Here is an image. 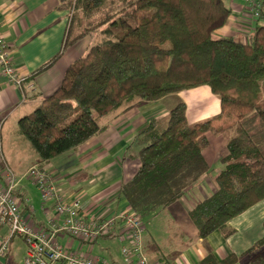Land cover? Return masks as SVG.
Instances as JSON below:
<instances>
[{
  "label": "trees",
  "instance_id": "obj_1",
  "mask_svg": "<svg viewBox=\"0 0 264 264\" xmlns=\"http://www.w3.org/2000/svg\"><path fill=\"white\" fill-rule=\"evenodd\" d=\"M111 2L76 0L64 46L86 34L70 39L76 24L83 25L81 14L108 6L109 16L96 29L102 39L19 120L21 133L48 163L98 135L104 129L100 119L122 107L207 86L218 96L220 112L191 123L187 103L179 100L166 116L150 119L136 136L140 166L120 194L144 223L179 202L210 172L205 154L210 133L234 131L220 158L224 167L214 177L217 187L189 212L200 238L217 231L229 237L232 219L264 200V0L256 17L263 22L246 41L215 36L231 17L225 0H119L118 8ZM263 247L264 236L247 254ZM236 261L234 254L219 260L211 253L201 264Z\"/></svg>",
  "mask_w": 264,
  "mask_h": 264
},
{
  "label": "crops",
  "instance_id": "obj_2",
  "mask_svg": "<svg viewBox=\"0 0 264 264\" xmlns=\"http://www.w3.org/2000/svg\"><path fill=\"white\" fill-rule=\"evenodd\" d=\"M225 2L232 13L228 24L218 33L242 36L246 41L248 34L263 21H257L251 14L246 0ZM71 5L72 0H0V32L9 42L12 62L23 79L18 86L0 72V173L5 166L16 173L19 179L17 194L22 212L27 222L38 230L52 229L51 223L56 217V210L53 200L44 201L40 188L28 177L32 167L38 166L50 174L64 200L79 198L88 218L109 219L128 212L130 207L121 196L120 187L123 182L132 178L140 166L138 152L141 145L136 141V136L150 119L164 117L169 111L166 105L169 97L155 102L136 101L102 117L100 123L104 129L85 144L48 163L42 161L32 144L21 133L18 123L60 86L67 67L88 50L78 45L64 48ZM95 11L88 16H93ZM200 89L204 90V97L210 95L208 92L212 94L207 86L192 90L199 93ZM185 93L186 91L181 92L177 96L188 105ZM200 98L195 94L197 104L200 103ZM189 110L188 105V117ZM219 112L220 100L219 106L213 108L205 102L196 109L199 116L197 118H200L197 120L210 119ZM225 147L218 151L212 150L210 162L206 156L210 166L220 163ZM31 187L36 191L33 192ZM197 191L200 193L201 190L197 188ZM198 200L197 193L190 191L170 207H177L190 219L189 212ZM263 210L264 200L232 219L230 225L233 233L229 237L217 231L202 239L197 230V242L186 247L175 259L159 256L149 260L152 264H201L212 253L219 260L234 254L237 256L234 264H255L260 259L252 261L254 257L248 255L247 251L264 236L263 231L260 237V212L263 213V225ZM61 223L62 220L59 219L57 224ZM123 225V221L117 220L109 232L111 235L104 234L92 244L85 243L81 251L77 250V240L73 241L67 233H59L57 240L66 249L72 248L78 254H91L105 264H135L136 260L126 262L122 253V247L127 243L120 238ZM112 238L119 239L123 260L115 259L113 251L104 245L105 241ZM4 243L6 249L4 253H0V264H24L27 242L19 235H12L8 226L0 225V248ZM96 248L106 251L109 257L97 253L95 255ZM255 254L260 256V251Z\"/></svg>",
  "mask_w": 264,
  "mask_h": 264
},
{
  "label": "built area",
  "instance_id": "obj_3",
  "mask_svg": "<svg viewBox=\"0 0 264 264\" xmlns=\"http://www.w3.org/2000/svg\"><path fill=\"white\" fill-rule=\"evenodd\" d=\"M247 1L251 14L259 17L263 5L261 0ZM11 55L9 42L0 32V72L10 82L20 86L23 79L18 75ZM28 177L40 188L44 201L53 200L56 217L52 220L51 230L34 229L24 217L16 193L19 179L10 167H3L0 173V225L8 226L12 235H19L27 242L24 264H105L91 254H78L72 248L66 249L58 242L57 236L67 233L73 241L77 240V250L81 251L85 243L92 244L98 237L110 232L119 219L124 224L120 238L127 242L122 247L125 261L152 264L143 251L142 235L145 227L137 214L128 211L109 219L88 218L80 199L64 200L50 174L44 169L34 166L29 170ZM59 219L62 223L58 225ZM5 249L6 243L1 246L0 253H4Z\"/></svg>",
  "mask_w": 264,
  "mask_h": 264
},
{
  "label": "rangeland",
  "instance_id": "obj_4",
  "mask_svg": "<svg viewBox=\"0 0 264 264\" xmlns=\"http://www.w3.org/2000/svg\"><path fill=\"white\" fill-rule=\"evenodd\" d=\"M75 3L76 0H72V5L70 9L71 11L70 19L75 14ZM111 3L113 4V6L115 7L117 6L118 8L117 4L120 2L119 0H115L116 4L113 2ZM247 3L249 4L248 1ZM105 7L103 9L100 8L98 11H95V14L90 17L88 16V14L83 16L80 13L81 14L80 16L83 21V25L78 26L76 24L73 30H71L70 39L77 36L81 32H84L86 34H84L83 37H81L80 39L76 41L74 40L75 42H72V44L64 46L65 49H69L70 47H74L75 45L82 46V48L86 47L88 49L93 43L99 42V40L102 39L101 34L98 31H96V29L101 24L102 20L109 16L110 8L108 6L106 8ZM118 30H120V28L116 29V32ZM121 34L122 32L120 30V35ZM215 36L225 37L226 34L217 32ZM236 39L243 41L242 36L240 37L238 36L236 37ZM198 92L199 93H196V91L190 90V91H186L185 93L188 99V105L190 107L189 120L191 123H196L198 122L197 119H200L197 118L199 116L196 113V109L200 107L203 103L206 102L207 105H209L211 108L219 106L218 96L208 92V94L210 95L208 97H204L202 96L205 93L203 89H200V91ZM195 94L201 97L199 104L196 103ZM179 100L181 99L178 98L177 95H172L171 97L166 99V105L167 107H169V109L173 108L176 105L177 101ZM261 101H264V89L261 92ZM234 135H235L234 131H230L222 135H216L210 133L209 139L211 145L205 152L209 162L211 161L210 157H213L212 150L215 151H218L220 149L222 150L224 146H226V143L230 141V139ZM225 150H223V152ZM223 167H224L223 163H218L216 165L213 164L210 168V172L206 175V177L201 178L200 181L197 184H195L190 191L193 192V194L197 193V198L199 200L207 197L217 187L214 181V177L220 172V170ZM31 188H33V192L36 191L34 187ZM197 188L201 190L200 193H198ZM203 191L204 194L202 193ZM262 217H263V213L260 212V237L262 235V232L264 231L262 225ZM144 226L145 229L142 235V245H143L144 253L150 259H156V257L159 256L167 257L169 259H175V257L180 255L181 251H183L190 244L192 245L193 243L197 242L198 240L197 229L192 224V220L189 219L187 214H185L183 211H180L177 207L166 208L157 215L144 219ZM104 243L105 246H108L113 251V256L115 259L123 260L121 258V253H120L121 243L118 238H112L108 241H105ZM259 251H260V256H255L256 255L255 253L257 252L251 254V256L254 257L252 261L254 259L259 258L260 263H262L264 261V247ZM95 253L103 256H108L106 251H102L97 248L95 249L94 254Z\"/></svg>",
  "mask_w": 264,
  "mask_h": 264
}]
</instances>
